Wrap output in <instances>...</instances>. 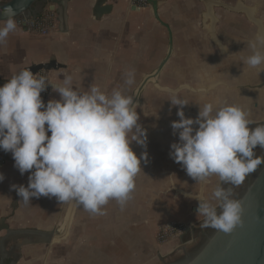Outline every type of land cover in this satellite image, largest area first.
<instances>
[{"label": "crops", "instance_id": "crops-1", "mask_svg": "<svg viewBox=\"0 0 264 264\" xmlns=\"http://www.w3.org/2000/svg\"><path fill=\"white\" fill-rule=\"evenodd\" d=\"M96 1L67 0L65 33L58 31L57 16L55 11L48 10V5L38 14L50 13L55 17V26L47 34L20 28L10 33L6 44L0 45V81L7 82L26 67L49 65L45 74L53 83H62L64 75H72L74 86L81 91L98 84L108 93L122 89L132 95V88L165 56L169 36L162 23L169 27L172 36L168 64L177 63L176 67L172 65L176 71L197 69L202 49L199 24L203 16L199 0L162 1L157 9L159 21L153 18L148 5L139 8L131 0H105L100 6L106 9L105 13L95 15ZM250 1L247 4L253 7L260 4L259 0ZM176 55L188 58L181 64L173 60ZM129 70L135 71V82L130 86L125 83ZM50 88L48 100L59 99V94L51 85ZM248 94L255 101L252 115L259 119L264 113L263 95ZM218 99L197 95V107L190 118L197 117L199 105L206 102L235 104L244 109L250 103L249 99L235 100L234 95L221 102ZM248 113L252 120L250 109ZM259 122L262 121L255 123ZM142 128L146 144L133 142L131 147L138 157L147 153V158L141 160L136 188L123 207L111 200L104 206V214L96 215L77 205L67 238L55 244L42 243L41 236L35 234L3 241L7 234L2 231L0 264H163L188 246L193 247L197 243L193 242L194 233L204 219L197 216L198 200L191 198L199 194L200 183L171 158L170 145L178 142V134L174 135L171 127H159L155 133L152 126ZM0 164V173L4 175L0 182V219H5L9 230L36 234L59 230L68 203L41 196L25 204L12 186L27 187L31 173L21 175L10 152L0 153ZM217 182V177H210L203 184L201 196L210 198ZM237 191L238 187H234L233 196ZM170 222L186 224L187 231L177 239L159 242L160 227Z\"/></svg>", "mask_w": 264, "mask_h": 264}, {"label": "clouds", "instance_id": "clouds-1", "mask_svg": "<svg viewBox=\"0 0 264 264\" xmlns=\"http://www.w3.org/2000/svg\"><path fill=\"white\" fill-rule=\"evenodd\" d=\"M24 3L20 0L19 11L11 4L0 9V45L17 30ZM247 47L250 54L243 62L264 72V30ZM125 76L127 85L135 82L134 70ZM63 77L62 83H53L26 67L0 86V150L12 154L21 175L31 173L27 187L12 186L25 204L33 197H54L103 215L111 200L123 207L131 199L141 160L147 158V153L138 157L131 145H145L146 133L138 123L134 95L122 89L108 93L98 84L81 91L72 75ZM49 85L60 98L45 104L41 93ZM161 90L179 106V119L171 122L173 134H178V142L170 145L171 158L197 183L218 178L210 198L196 197L202 227L230 234L242 226L244 212L233 188L264 165V155L254 151L257 146L264 149V123L249 119L241 106L211 101L198 104L197 117H186L187 100L168 88Z\"/></svg>", "mask_w": 264, "mask_h": 264}, {"label": "water", "instance_id": "water-1", "mask_svg": "<svg viewBox=\"0 0 264 264\" xmlns=\"http://www.w3.org/2000/svg\"><path fill=\"white\" fill-rule=\"evenodd\" d=\"M104 1L105 0L96 1L95 15L105 13L106 9H100ZM162 1L164 0H146L153 18L158 21L157 9ZM199 2H201L205 8L203 18L204 21H208L206 30L209 34V38L212 43L219 48H221V46L215 36L214 24L216 18L213 12L214 8H223L231 13L244 14L247 20L256 27L257 32L264 30L262 22L252 14L253 9L250 7L235 8L219 0H199ZM19 3L20 0H7L6 2L0 3V9L7 4H11L14 9H17ZM47 5L49 11H55L58 31L60 33H65L67 30V0H25L24 11L18 15V17L22 16L25 19H36L39 16L38 14H40ZM17 11H19V9H17ZM162 26L166 28L169 36L167 50L158 66L151 73L145 75L134 89L132 93V95H134L133 101L137 106L140 104L141 93L147 85L150 84L161 92H164L161 89L167 88L161 86L158 80L172 55V36L169 27L163 23ZM22 29L23 31L27 30L26 27ZM48 68L49 65H37L29 67V70L35 75L40 71H47ZM5 83L6 82L0 81V86H3ZM170 90L174 92H180L181 90H189L194 93L200 92V90H194L186 85ZM0 153H3V150H0ZM202 188L203 183H200L199 194L195 197L188 195V197L197 200L196 197L201 196ZM238 191V194L234 195V198L241 201L244 209L242 226H238L230 234H225L222 231L210 227L205 228V230L201 231V238L192 248L184 251L181 257L163 264H264V165L254 173L252 178L244 186H238ZM76 208L77 204L68 202L61 227L59 230H54L49 233L42 232L36 234L29 231L11 232L9 227L4 224L5 219H0V232L4 231L7 234L3 241L11 240L15 236L21 234L40 235L42 243L45 244H55L65 240L69 234Z\"/></svg>", "mask_w": 264, "mask_h": 264}, {"label": "rangeland", "instance_id": "rangeland-1", "mask_svg": "<svg viewBox=\"0 0 264 264\" xmlns=\"http://www.w3.org/2000/svg\"><path fill=\"white\" fill-rule=\"evenodd\" d=\"M226 1V4L233 6L235 0H219ZM246 3H251L250 0H243ZM260 4L258 6V10L256 15L257 19H261L263 21L264 27V0H259ZM225 3V2H224ZM254 4V5H255ZM250 5V4H247ZM241 8V7H239ZM205 8L202 7V13L204 14ZM214 16L216 18V22L214 24L215 31L219 35L217 38L219 41H222L224 44H228V49L226 48L225 53L231 54L230 56H220L218 53L219 49L217 45L212 43L209 38V34L206 30L208 21H204L202 16V21L199 24V30L202 35L201 39V55L200 61L197 63V69H187L186 71H176L173 69V66L176 67L177 63L167 64L163 69L159 76V84L163 87H167L170 89H176L179 86L186 85L194 90H200V92L194 93L189 90H181L178 94L187 100L189 103L185 105L183 110L185 112L186 117H191V113L195 111L197 105L195 104V100L198 96H209L212 95L213 98H219L218 100H226L231 98L234 95L235 100H245L248 102L250 98V94L248 93H258L261 92L264 98V72L259 71L258 69L250 68L243 62V57L250 54V50L240 52L229 48L232 46L228 42V36L231 32L238 31L245 33L248 38V41L253 39L255 34L257 33L256 27L250 22L247 23L240 16H233L231 12L223 8H214ZM230 17L232 19L230 20ZM256 32V33H255ZM216 36V34H215ZM247 44V43H246ZM247 46V45H246ZM222 51V49H220ZM224 51V49H223ZM220 52V51H219ZM219 54V55H218ZM187 56L176 55L173 57V60L183 63V60L187 59ZM226 64L227 69L221 68L219 64ZM173 65V66H172ZM180 66V65H179ZM250 68V72H249ZM260 75V79H256L255 75ZM251 83H247L248 81ZM134 87L132 88V91ZM229 94V95H228ZM186 96V97H184ZM229 97V98H228ZM171 95L165 92H161L154 88L152 85H147L140 97V104L137 106V113L140 117L138 123L141 127L152 126L156 129L159 127H171V122L178 120L177 110L179 106H173L171 104ZM250 103L245 107V110L248 112V109L251 110V118L254 122L264 121V113L262 117H255L252 115L253 113V103L254 100L249 99ZM257 102V101H256ZM241 103V102H240ZM221 104V103H219ZM262 111V110H260ZM150 117V118H149ZM147 120H150L147 124ZM154 137L161 138L158 135L154 134ZM199 230H197L194 235L196 237L194 244L199 241L201 238V231L205 230L202 227V222L199 225ZM190 248L191 245H190ZM188 246V249H190ZM182 256V253H177L176 257H172L169 262L179 258Z\"/></svg>", "mask_w": 264, "mask_h": 264}, {"label": "built area", "instance_id": "built-area-1", "mask_svg": "<svg viewBox=\"0 0 264 264\" xmlns=\"http://www.w3.org/2000/svg\"><path fill=\"white\" fill-rule=\"evenodd\" d=\"M134 5L139 8L147 7L146 0H131ZM18 28L22 29L26 27L27 30L35 32L37 34L45 35L55 26V17L50 13H44L39 15L36 19H25L22 16L17 17ZM40 75H44L45 71L38 72ZM37 73V74H38ZM50 85L47 87L46 91L41 93V97L45 104L48 102V96L50 94ZM187 230V225L184 223H173L170 222L160 227L157 234V240L159 242H168L172 239H177L181 237Z\"/></svg>", "mask_w": 264, "mask_h": 264}, {"label": "flooded vegetation", "instance_id": "flooded-vegetation-1", "mask_svg": "<svg viewBox=\"0 0 264 264\" xmlns=\"http://www.w3.org/2000/svg\"><path fill=\"white\" fill-rule=\"evenodd\" d=\"M234 2L235 3H233V6L235 8L236 7L237 8H239V7H241V8H246V7L247 8L248 7L252 8L253 9L252 14H254V16L257 17L256 13H257V11H259L258 10V6L253 7V6L247 5V3L245 1H243V0H235ZM231 14H233L234 16L235 15L236 16H240L241 18H243L245 20V22L249 23V21L247 20V18L245 17L244 14H241V13H231ZM259 20L263 23V21L261 19H259ZM215 34H216V39L219 38V35L216 33V31H215ZM245 35H246L245 33L238 32V31L231 32L229 34V36H228V39H227L228 42L230 43V45H232L229 48V50L230 49H233V50H236V51H240L241 53L244 52V51H246V50L248 51V47L246 46L247 45L246 43L248 42V38ZM217 41L219 42V45L221 46V48H219L217 46L219 48L217 50H218V53L220 54V56H224V57L225 56L226 57L227 56H230V57H232L231 54H227L226 55V53H225L226 48L228 49V46H227L228 44L226 45L222 41H219L218 39H217ZM220 49H222V51ZM223 49H224V51H223ZM219 65L220 66H223L221 68H224V69H227L228 68L226 64H221L220 63ZM259 123H264V121L259 122ZM259 123H257V124H259ZM255 126H256L255 124L250 125V127H252V128H254ZM254 151L256 152V155H264V149H261L259 146H257V148L254 149ZM254 173H252V174H250L249 176L246 177V179H245L244 183L242 184V186H244L252 178V176L254 175ZM238 192L239 191H237V193H235V195H237Z\"/></svg>", "mask_w": 264, "mask_h": 264}, {"label": "trees", "instance_id": "trees-1", "mask_svg": "<svg viewBox=\"0 0 264 264\" xmlns=\"http://www.w3.org/2000/svg\"><path fill=\"white\" fill-rule=\"evenodd\" d=\"M258 169H259V168H258ZM258 169H257V170H258Z\"/></svg>", "mask_w": 264, "mask_h": 264}]
</instances>
